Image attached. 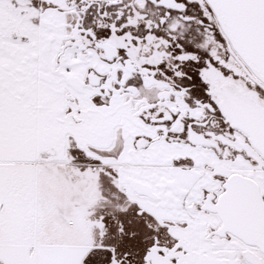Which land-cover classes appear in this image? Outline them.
Listing matches in <instances>:
<instances>
[{
	"label": "snow or ice",
	"instance_id": "obj_1",
	"mask_svg": "<svg viewBox=\"0 0 264 264\" xmlns=\"http://www.w3.org/2000/svg\"><path fill=\"white\" fill-rule=\"evenodd\" d=\"M0 264H264V0H0Z\"/></svg>",
	"mask_w": 264,
	"mask_h": 264
}]
</instances>
